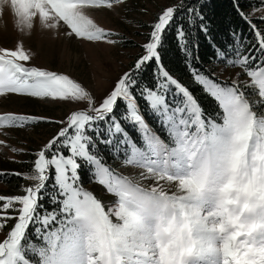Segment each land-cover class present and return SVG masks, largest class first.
Masks as SVG:
<instances>
[{"label":"snow or ice","instance_id":"obj_1","mask_svg":"<svg viewBox=\"0 0 264 264\" xmlns=\"http://www.w3.org/2000/svg\"><path fill=\"white\" fill-rule=\"evenodd\" d=\"M125 3L0 0V13L21 28L38 19L74 41L115 45L89 10ZM229 3L219 29L207 0L161 5L141 51L106 90L29 66L35 54L21 46L0 47V96L74 106L60 118L0 114V130L53 128L30 153L23 178L33 183L0 195V264H264V15L255 16L264 0ZM212 61L238 70L220 80ZM91 183L115 199L106 205Z\"/></svg>","mask_w":264,"mask_h":264},{"label":"rangeland","instance_id":"obj_2","mask_svg":"<svg viewBox=\"0 0 264 264\" xmlns=\"http://www.w3.org/2000/svg\"><path fill=\"white\" fill-rule=\"evenodd\" d=\"M169 3L172 1L141 0L134 2L133 0H126L125 4L116 6L111 10L107 8L90 9V18L97 26L116 34L113 39L117 40L118 43L115 45L106 42L74 41L61 35L62 29L43 27L38 19L32 20V27L21 28L16 23V17L10 11L4 10L0 13V47L15 49L17 46H21L24 50L35 54V57L28 62L29 66L35 65L48 70L67 73L84 85H95L97 82L103 81V89L106 90L111 86V82L127 69L132 60L130 56L136 52L135 49H124L120 46L122 35L132 36L134 31L140 36L137 37V42L143 45L144 33L139 22L149 23L155 13L158 12L159 7ZM255 15H264V12L258 11ZM237 70L230 67L228 69L222 68V71L225 72L221 77L224 80H229L232 73ZM95 94L99 98L103 94L102 89L96 87ZM71 107L74 106L48 103L39 98L17 95L0 96V114L14 112L37 117L60 118ZM52 131L53 128L46 123L25 128L9 127L0 130V141L6 142L0 144V163L23 160L25 156L45 141ZM12 148L20 151L14 152ZM123 171L130 172L132 169L126 168ZM24 173H21L22 177ZM149 182L153 183L152 181ZM32 183L26 179L24 184L28 186ZM161 183L165 184L167 190H174L173 185L166 184V182ZM142 184L144 186L150 185L144 181ZM86 187L91 189L106 205L115 199L113 195L106 194L105 189L99 185H97L96 190H93L91 186ZM5 190L6 187L0 184V195H10L5 194ZM3 235L4 233L0 232V239L3 238Z\"/></svg>","mask_w":264,"mask_h":264},{"label":"trees","instance_id":"obj_3","mask_svg":"<svg viewBox=\"0 0 264 264\" xmlns=\"http://www.w3.org/2000/svg\"><path fill=\"white\" fill-rule=\"evenodd\" d=\"M133 1L139 2L141 0H133ZM171 1L174 2V0H171ZM207 2H208V7L207 9H205V11L207 12L209 18L213 21V24L216 26V28L218 29L222 28L225 24H227L228 20L230 19L231 8H230L229 0H207ZM254 2L258 3V0L257 1L255 0ZM226 13H228L229 15H225ZM255 16H259V15H255ZM139 25H144V27L140 26V28L143 30V33H144L143 36H144V42H145L146 35L148 32V27H147L148 23L140 21ZM245 32L247 33V29H245ZM215 34L216 33L214 32V35ZM138 36L139 35L137 33L135 34L134 31L132 33V36L128 37V35L127 36L122 35V41L120 43V46L123 47L124 49H131V50L135 49L136 50V52L130 56L132 60L130 61L129 65L132 63L133 59L136 58V56L139 54L142 48V44L140 45L136 40ZM224 39L225 37L223 35L217 36L218 42L223 41ZM199 55L203 61H207L209 57L212 56V50L207 46L206 42L203 40H201ZM166 59L172 60L173 66H175L178 70L182 71L183 63L182 61L178 59V57H174L173 54L169 52L167 54ZM193 63H195V61H193ZM209 67L211 71L216 73L217 78L220 80H224L221 77L223 76V73L225 72V71H222V68L224 69L229 68V67H224L223 65H220L216 63L215 61H212L209 64ZM180 71H178L177 74H180ZM181 78L185 84L189 85L190 87L194 86L192 78L186 72L182 75ZM230 79L231 77H229V80ZM128 130L132 132L133 135L135 136V133L131 127H129ZM31 159L32 157L29 154L25 156L23 160H19L17 162H4L2 164L0 163V184L6 187V190L4 192L5 194H10V195L21 194L19 189H21V186H26L24 184L26 179L24 178L25 180L23 179V182H22V178H23L22 175L16 176V175H13L12 173L21 174L24 172L25 173L28 172L30 170V164L28 162L31 161ZM116 166H118V164ZM144 183L151 184V182L149 181H144ZM97 185H98L97 183H91L86 186H91L93 190H96Z\"/></svg>","mask_w":264,"mask_h":264}]
</instances>
